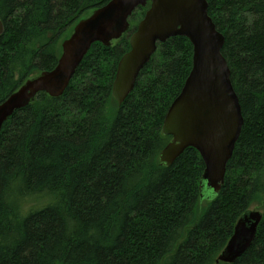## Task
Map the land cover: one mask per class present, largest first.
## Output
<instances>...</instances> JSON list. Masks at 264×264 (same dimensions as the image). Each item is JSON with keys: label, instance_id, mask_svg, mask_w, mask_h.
Here are the masks:
<instances>
[{"label": "trees", "instance_id": "1", "mask_svg": "<svg viewBox=\"0 0 264 264\" xmlns=\"http://www.w3.org/2000/svg\"><path fill=\"white\" fill-rule=\"evenodd\" d=\"M109 1L0 0V103L52 70L75 25ZM207 1L244 116L220 193L201 199L197 149L159 160L172 139L166 113L193 65L187 37L158 43L121 105L112 95L148 3L120 40L92 45L62 96L41 92L3 124L0 264H264V216L252 246L217 263L240 216L264 212V0Z\"/></svg>", "mask_w": 264, "mask_h": 264}, {"label": "water", "instance_id": "2", "mask_svg": "<svg viewBox=\"0 0 264 264\" xmlns=\"http://www.w3.org/2000/svg\"><path fill=\"white\" fill-rule=\"evenodd\" d=\"M148 3L150 7L130 37V50L119 61L113 97L119 105L126 100L158 43L175 36L190 40L192 69L166 113L163 132L172 139L159 160L171 166L187 148L197 149L205 164L201 199H214L225 183L227 164L241 135L244 116L222 53L225 36L210 16L207 0H110L95 9L62 42L56 66L26 80L0 104V131L16 110L34 102L39 93L62 96L92 45L100 42L111 46L120 40L130 29L133 12ZM3 32L0 19V35ZM263 216L262 210L251 208L240 216L217 263H233L252 246Z\"/></svg>", "mask_w": 264, "mask_h": 264}, {"label": "rangeland", "instance_id": "3", "mask_svg": "<svg viewBox=\"0 0 264 264\" xmlns=\"http://www.w3.org/2000/svg\"><path fill=\"white\" fill-rule=\"evenodd\" d=\"M204 200H208L207 202H209V201H211V199H204ZM49 200L48 199H44V200H41V201H36V203H34V202H30L28 205H26L25 204V206H26V208H29L30 207V205L31 204H45V203H47ZM251 209H255V210H261V208H258V206L257 205H253L252 207H251Z\"/></svg>", "mask_w": 264, "mask_h": 264}, {"label": "bare ground", "instance_id": "4", "mask_svg": "<svg viewBox=\"0 0 264 264\" xmlns=\"http://www.w3.org/2000/svg\"><path fill=\"white\" fill-rule=\"evenodd\" d=\"M76 71H77V70H76ZM75 73H76V72H75ZM74 75H75V74H74ZM71 80H72V79H71ZM24 83H25V82H24ZM24 83H23V84H24ZM23 84H22V85H23ZM22 85H21V86H22ZM21 86H20V87H21ZM20 87H19V88H20ZM19 88H18V89H19ZM18 89H17V90H18ZM17 90H15V91H17ZM15 91H14V92H15ZM112 91H113V88H112ZM14 92H13V93H14ZM13 93H12V94H13ZM10 95H11V94H10ZM10 95H9V96H10ZM112 95H113V92H112ZM9 96H8L5 100H7V99L9 98ZM5 100H4V101H5ZM4 101H3V102H4ZM3 102H2V103H3ZM0 104H1V103H0ZM163 133H164V132H163ZM225 263H226V262H225Z\"/></svg>", "mask_w": 264, "mask_h": 264}]
</instances>
